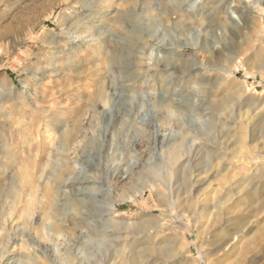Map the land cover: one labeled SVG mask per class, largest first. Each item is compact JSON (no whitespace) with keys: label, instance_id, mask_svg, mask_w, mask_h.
<instances>
[{"label":"rangeland","instance_id":"obj_1","mask_svg":"<svg viewBox=\"0 0 264 264\" xmlns=\"http://www.w3.org/2000/svg\"><path fill=\"white\" fill-rule=\"evenodd\" d=\"M138 252L264 264V0H0V264Z\"/></svg>","mask_w":264,"mask_h":264},{"label":"bare ground","instance_id":"obj_2","mask_svg":"<svg viewBox=\"0 0 264 264\" xmlns=\"http://www.w3.org/2000/svg\"><path fill=\"white\" fill-rule=\"evenodd\" d=\"M132 48V47H131ZM133 49V48H132ZM167 60V63L165 62V64H163L162 65V69H169V68H171V69H173V70H179V69H181V67L178 65V62L177 61H172V59L170 60V59H166ZM181 72V71H180ZM175 77V76H174ZM226 102L227 101H223V102H221V105L222 106H225V105H227L226 104ZM220 108V107H219ZM221 109H223V108H221ZM220 110V109H219ZM216 124V123H215ZM211 129V128H210ZM213 132V131H212ZM187 164H188V162H187ZM183 169V168H182ZM190 170V169H189ZM188 170V171H189ZM184 172V171H183ZM259 176V175H258ZM257 176V177H258ZM74 182H80V183H87V182H89V180H87V179H78V180H75ZM83 190V189H82ZM85 194L86 192H83V191H80V194ZM75 194V193H74ZM94 206H97V205H94ZM135 255H136V253H135ZM137 262L139 263V264H143V255H139V252L137 253ZM133 259H136V258H133Z\"/></svg>","mask_w":264,"mask_h":264}]
</instances>
